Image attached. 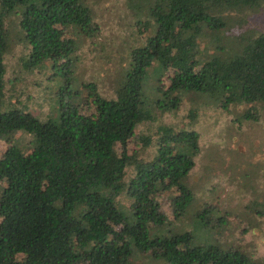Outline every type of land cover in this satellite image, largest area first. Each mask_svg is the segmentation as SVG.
Segmentation results:
<instances>
[{"label":"trees","instance_id":"16d2710c","mask_svg":"<svg viewBox=\"0 0 264 264\" xmlns=\"http://www.w3.org/2000/svg\"><path fill=\"white\" fill-rule=\"evenodd\" d=\"M79 1L0 0V96L7 47L3 18L21 7L20 26L30 45L25 65L50 61L53 75L64 77L70 86L66 57L73 42L64 27L92 28L90 12ZM261 1L154 0L149 13L155 29L145 43L131 49L114 98L103 97L88 81L83 85L94 108L90 113L70 100L61 101L57 122L41 121L19 108L0 110V136L17 130L35 136L28 152L9 143L0 154V178L6 181L0 191V264H128L132 243L166 264H257L242 250L205 248L192 243L188 230L165 227L167 215L155 198L162 189L174 187L173 214L186 208L191 190L182 179L192 159L184 150L195 145L194 130L160 125L157 150L150 159L128 152L126 143L137 122L152 118L144 83L156 62L172 69L169 84L161 87L170 99L157 100V106H174L179 98L170 94L173 90L209 92L226 109L241 102L264 103V32L238 35L234 40L239 49L228 55L217 51L203 60L198 58L197 41L202 33L225 29V11ZM217 45L216 50L225 47ZM243 115L257 114L247 110ZM127 165L135 171L124 211L117 197ZM260 205L264 212V202Z\"/></svg>","mask_w":264,"mask_h":264},{"label":"rangeland","instance_id":"374dc122","mask_svg":"<svg viewBox=\"0 0 264 264\" xmlns=\"http://www.w3.org/2000/svg\"><path fill=\"white\" fill-rule=\"evenodd\" d=\"M154 0H80L88 8L92 28L83 31L79 24L64 27L72 40L67 53L70 59L71 83L55 74L50 61L26 66L30 45L20 26L21 7H15L3 18L7 47L2 53L5 68L0 110L19 108L41 121L57 122L60 103L70 100L84 113L93 111L84 82H93L98 93L110 99L129 66L130 51L145 43L154 31L150 7ZM227 25L222 32H205L198 38V58L213 56L217 51L228 55L239 49L238 35L264 32V1L242 10L225 11ZM225 45L216 50L217 44ZM70 67H68L70 69ZM171 67L152 65L144 83L146 102L152 101V118L142 119L133 127L126 148L142 159H150L158 146V127L172 126L194 130L195 145H186L192 165L183 182L191 190L184 211L173 214L172 198L176 188L168 187L156 196V203L167 215L166 228L188 230L192 243L202 247L237 248L257 264H264V103L241 102L227 109L219 99L206 91L173 90L178 96L174 106L156 101H168L166 88ZM160 87V89H159ZM163 88V89H164ZM71 89V92L69 91ZM256 112V118L244 117V112ZM194 114V115H192ZM149 137L144 143L143 138ZM34 134L17 130L0 136V154L9 143L28 152L34 144ZM120 144H116L120 151ZM133 165L125 167L123 188L117 199L127 211L130 199L127 185L134 174ZM0 178V191L5 185ZM78 264H85L79 262ZM128 264H166L132 243Z\"/></svg>","mask_w":264,"mask_h":264}]
</instances>
